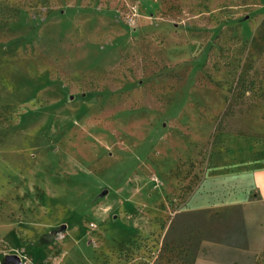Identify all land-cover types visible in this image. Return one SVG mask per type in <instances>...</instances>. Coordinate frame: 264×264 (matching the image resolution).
Instances as JSON below:
<instances>
[{"label": "rangeland", "instance_id": "rangeland-1", "mask_svg": "<svg viewBox=\"0 0 264 264\" xmlns=\"http://www.w3.org/2000/svg\"><path fill=\"white\" fill-rule=\"evenodd\" d=\"M9 254L264 264V0H0Z\"/></svg>", "mask_w": 264, "mask_h": 264}, {"label": "water", "instance_id": "water-1", "mask_svg": "<svg viewBox=\"0 0 264 264\" xmlns=\"http://www.w3.org/2000/svg\"><path fill=\"white\" fill-rule=\"evenodd\" d=\"M65 228L66 226L64 225V227L61 230ZM4 264H21V259L19 255L17 256V254H9L6 256V261L4 262Z\"/></svg>", "mask_w": 264, "mask_h": 264}, {"label": "trees", "instance_id": "trees-1", "mask_svg": "<svg viewBox=\"0 0 264 264\" xmlns=\"http://www.w3.org/2000/svg\"><path fill=\"white\" fill-rule=\"evenodd\" d=\"M222 128H219V125H218V127H217V130H221Z\"/></svg>", "mask_w": 264, "mask_h": 264}, {"label": "crops", "instance_id": "crops-1", "mask_svg": "<svg viewBox=\"0 0 264 264\" xmlns=\"http://www.w3.org/2000/svg\"><path fill=\"white\" fill-rule=\"evenodd\" d=\"M249 168V167H248ZM248 196V195H247ZM240 201V200H239Z\"/></svg>", "mask_w": 264, "mask_h": 264}]
</instances>
